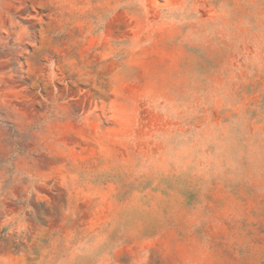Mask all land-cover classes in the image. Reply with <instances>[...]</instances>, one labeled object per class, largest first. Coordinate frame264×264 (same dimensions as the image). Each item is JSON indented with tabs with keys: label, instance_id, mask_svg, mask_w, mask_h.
Wrapping results in <instances>:
<instances>
[{
	"label": "rangeland",
	"instance_id": "rangeland-1",
	"mask_svg": "<svg viewBox=\"0 0 264 264\" xmlns=\"http://www.w3.org/2000/svg\"><path fill=\"white\" fill-rule=\"evenodd\" d=\"M0 264H264V0H0Z\"/></svg>",
	"mask_w": 264,
	"mask_h": 264
}]
</instances>
